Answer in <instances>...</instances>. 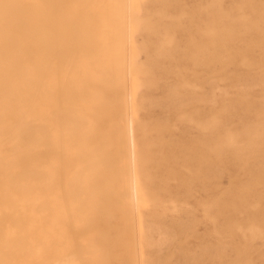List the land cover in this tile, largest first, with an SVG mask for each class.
Returning <instances> with one entry per match:
<instances>
[{
    "label": "rangeland",
    "instance_id": "obj_1",
    "mask_svg": "<svg viewBox=\"0 0 264 264\" xmlns=\"http://www.w3.org/2000/svg\"><path fill=\"white\" fill-rule=\"evenodd\" d=\"M128 7L138 18L133 23L134 38L121 41L119 54L113 56L116 60L112 61L114 54L110 58L111 63L116 62L113 66H120L123 84L115 83L118 74H114L117 78L113 83L112 77L109 93L106 89L103 98L91 97L99 101L103 111L110 107V117L118 112L121 131L126 128L129 116L135 120L133 146L137 150L136 174L141 200L134 208L129 204L132 198L127 191L131 195L132 191L126 182L130 170L128 138L115 147L117 136L108 124L110 112L105 117L101 111V118L98 114L93 116L92 111L88 115V119L90 116L95 119H89L93 120L90 128L99 125L95 127L97 130L106 123L107 129L99 130L101 134L96 133V137L103 138L105 132V140L110 142H105L109 147L102 150L105 149V154L113 151L106 156L110 161L106 160L112 163L111 168L115 167L106 166L107 171L105 167L110 173L104 172L99 183L114 176V185L110 187L108 181L109 186L102 184L103 190L96 185L95 191H105L100 192L102 195L97 191L100 195L95 200L106 199L105 206H116L109 205L116 212L123 206V203L118 205L122 201L126 205L122 210L134 211L133 215L126 211L129 216L122 212L125 216L120 214L119 219L116 216L120 212L115 216L110 207L105 210H111V219L107 214L109 218L106 217L107 211L100 214L109 220L110 225L107 221L101 223L105 222L103 228L113 243L112 254L123 251L119 258L111 254L113 258L109 261L112 264H264V0H124L123 16L127 15ZM93 40L87 43H118L117 39H113L116 43L111 39V43ZM61 52L60 57L57 55L59 59L67 57L68 51ZM72 55L68 60L63 58L67 64L72 61ZM96 55L92 57L100 60L102 55ZM106 59L110 61L109 57ZM109 101L113 108L119 102L117 107L121 105V110L115 107L118 111H113ZM90 102L87 99V104ZM102 102L108 107L103 108ZM98 117L103 123L96 121ZM92 130L87 131L86 137ZM97 139L94 142L99 143ZM119 147L120 164L117 159L121 155H112ZM110 156L116 157L115 160ZM105 187H110L112 192ZM102 196L105 198L100 200ZM118 235L124 244L115 242Z\"/></svg>",
    "mask_w": 264,
    "mask_h": 264
},
{
    "label": "bare ground",
    "instance_id": "obj_2",
    "mask_svg": "<svg viewBox=\"0 0 264 264\" xmlns=\"http://www.w3.org/2000/svg\"><path fill=\"white\" fill-rule=\"evenodd\" d=\"M123 3L124 0H0V264H112L109 261L113 258L112 255H115L114 258L123 255L118 247L120 252L112 254L110 248L113 243L103 228L109 218L107 215L110 216L111 210L116 208L108 202L112 197L107 200V204L114 208L105 206V195L100 199L105 201L95 200V196L105 191H101L104 188L102 184L109 186V181L110 187L114 185V176L110 179L112 183L110 180L99 183L109 167L115 168L113 165L114 168H111L112 163L106 160L110 161L106 156L113 151L109 152L107 148L109 153L105 154V149L102 150V147H109L108 144L105 146V142H110L107 138L105 140V132H102L103 138L96 137L101 134L98 133L99 130H104L106 123L97 130L95 127L98 128L99 125H93L96 130L94 132L90 125L95 119L92 116L89 118L92 121L88 119V115L92 113L93 116L98 114L100 117L101 111L102 116L105 114L108 117L110 107L103 106L105 102H102L103 108L109 110L105 113L107 109L103 111L99 101H94L92 97L100 99L106 89L109 93L110 83L113 79V83L115 82L117 74L118 82L115 83L123 84L120 66H113L116 62L111 63L110 58L114 54L113 61V56L117 57L115 54H119L123 45L121 41L134 38L133 23L137 21V16L133 15L129 7L126 8L127 15L123 16ZM148 28L152 30V26L148 25ZM93 39L98 42L108 40L107 43H111V39L118 43H87ZM60 51L61 54L68 51L67 57L74 54L72 61H68L69 64V57L64 56L67 60L57 57L61 56ZM92 54H101L103 61L101 57L99 60L93 56L96 58L94 59ZM103 55L109 57L110 61ZM120 88L122 90L123 87ZM87 99L88 103L89 99L93 103L91 101L87 104ZM109 102L111 109L121 108V105L117 107L119 102L115 101L117 105L114 108ZM111 114L112 112L109 113L108 124L117 136L114 144L111 143L118 147L122 145H119L121 142H127V138L129 142L128 161H124H127L126 165L130 169L126 182L132 195L128 188L127 193L132 198L129 204L134 208L137 201L141 200L136 174L137 150L133 146L136 144L133 140L136 133L135 120L127 115L126 131H121L120 120L116 116L118 112L113 114L116 119H113L114 116L111 118ZM99 117L96 121L101 120ZM88 121L91 123L87 125ZM96 121V124L99 123ZM88 129L95 133V136L92 133L88 135V140L92 139V143L86 140ZM124 135L127 136L126 141ZM93 136L96 138L93 139ZM107 137L111 136L108 134ZM96 139L100 142H94ZM119 148L112 155H119ZM121 153L122 151L120 155ZM118 155L116 157L120 156ZM110 157H113V161L116 158ZM121 158L122 155L117 163ZM26 163L30 166L29 169ZM121 168L119 169L122 170ZM46 176L48 177L45 178ZM96 185L101 190L95 191ZM110 190L108 192H112ZM120 202L118 205L123 203L126 208L124 202ZM109 207L113 208L110 212L105 210ZM122 207H118L120 210L117 212V209L113 211L116 212L115 216L120 212L116 216L118 219L120 214L125 216L128 213L126 211L132 212L123 208L124 212ZM132 207L131 210H134ZM122 212L126 214L123 215ZM102 213L107 214V218L105 215L101 217ZM133 213L134 211L131 214ZM111 216L109 219L113 217ZM101 221L105 222L102 224ZM118 237L120 235L115 237L116 241L113 238L111 241L124 244V240ZM120 247L122 250V246ZM135 258L137 260L136 255Z\"/></svg>",
    "mask_w": 264,
    "mask_h": 264
}]
</instances>
